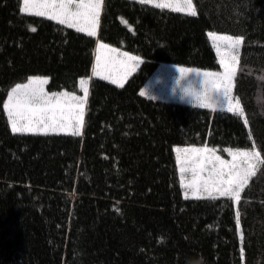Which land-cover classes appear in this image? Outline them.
Segmentation results:
<instances>
[{"label":"trees","instance_id":"trees-1","mask_svg":"<svg viewBox=\"0 0 264 264\" xmlns=\"http://www.w3.org/2000/svg\"><path fill=\"white\" fill-rule=\"evenodd\" d=\"M193 1L195 17L103 0L89 37L0 0V264H264V165L239 203L185 199L175 153L255 147L264 159V0ZM209 31L243 37L234 90L246 119L140 96L163 62L220 68ZM98 40L142 62L124 88L91 78L83 134H13L8 91L46 75L49 90L79 93Z\"/></svg>","mask_w":264,"mask_h":264},{"label":"snow or ice","instance_id":"snow-or-ice-1","mask_svg":"<svg viewBox=\"0 0 264 264\" xmlns=\"http://www.w3.org/2000/svg\"><path fill=\"white\" fill-rule=\"evenodd\" d=\"M138 2L152 3L155 8H170L173 12L197 16L193 0H159V2L138 0ZM102 6L103 0H22L19 11L31 16L45 17L93 37L97 34ZM31 31L35 32L36 28H31ZM207 37L216 50L223 72L197 71L203 76L204 84L210 86V90L193 93L195 104L215 111L217 105L211 100L210 93L213 90H222L227 100L226 110L232 112L234 109H239V101L233 103L232 93L243 37L218 34L215 31H209ZM140 62V57L120 52L107 44L98 43L96 62L92 72L94 76L124 88V82L136 71ZM178 71L181 76L192 72L187 68H179ZM48 84V76L31 75L27 77L26 82L16 83L8 91L7 99L3 101V112L7 115L13 134L48 135L70 130L74 136L81 135L89 96V89L86 86L88 80L79 81L83 96L68 91H46L45 86ZM144 95L145 92L141 91L140 96ZM239 115H243V110H239ZM244 123L247 125L248 121L245 120ZM225 151L231 157L230 160L222 158L215 149L207 146L175 148L176 163L185 199H188L191 194L197 199L228 197L239 203L241 193L249 184L250 178L256 176L257 166L264 165V159L261 158V153L255 150L229 148ZM236 223L239 227V213H237Z\"/></svg>","mask_w":264,"mask_h":264},{"label":"rangeland","instance_id":"rangeland-1","mask_svg":"<svg viewBox=\"0 0 264 264\" xmlns=\"http://www.w3.org/2000/svg\"><path fill=\"white\" fill-rule=\"evenodd\" d=\"M157 2H159V0H157ZM193 4H194V1H193ZM194 6H195V4H194ZM196 11H197V8H196ZM101 12H102V8H101ZM100 21H101V13H100L99 26L97 28V32H99ZM218 34H223V33H218ZM227 35H230V34H227ZM95 36H97V34ZM233 37H236V36H233ZM239 37H241V36H239ZM98 43L107 44V43L102 42L100 40H98ZM107 45L109 47L117 48V47L112 46L110 44H107ZM117 49L120 52H127V51L121 50L119 48H117ZM127 53H129V55H132V56L140 57L139 55L134 54V53H130V52H127ZM96 55H97V46H96V51H95V62H96ZM140 59H141V62H142V57H140ZM95 62H94V65H95ZM141 62L137 65L136 70L139 67V65L141 64ZM237 67H238V64H237ZM179 68L191 69L192 72H189L188 74H186L184 76H181L180 72L178 71ZM197 71H199V72L209 71V72L222 73L223 72V68L220 66V68H217V70H214V69H206V70H204V69H200V68H197V67H195V68L194 67H190V66H187V65H181V64H176V63L172 64V63H168V62H163V63H161L158 66L156 71L148 79V81L146 82V84L142 88V91L145 92V96H147V97H151V98H155V99H162V100H166V101H173V102L178 101V102H182V103H191V104L197 106V104H195V97H194L193 93L198 94V93H203L205 91H209L210 90V86L204 84L203 76L198 74ZM237 71H238V69H237ZM237 71H236V73H237ZM92 77H94L93 72H92L91 75L81 78V79L88 80V84L86 86L89 89V93H90V80H91ZM26 80L25 81H21L19 83H24V82H26ZM234 85H235V77L233 79V93H232L233 94V98H234L233 99V103L235 104L236 101H239V109H234L233 112L239 114V110H243V107H242L241 101L238 100L236 95H235ZM45 87H46V91H49V92L68 91V92L74 93V94H76L78 96H83V91L82 90L79 93L78 92L69 91V90L51 91V90H49L48 85H46ZM210 96H211V100L217 105L216 109L219 108V109L226 110L227 100L224 97L222 90H213L210 93ZM87 103H88V100H87ZM86 109H87V104H86V107H85L84 124H85ZM243 117L246 119L245 111H243ZM83 131H84V126H83V129L81 130V134H83ZM59 133H71V132L69 130L68 132H59ZM193 146L194 147H205V146H207L208 148L215 149L216 153L218 155H221L222 158L228 159V160L231 159V157L229 156L228 152L225 151V149H229V147L225 148L224 150H221L218 147L211 146V145L208 146V145H190V144H188V145H177V146H175V148H177V147L184 148V147H193ZM231 149H233V150L240 149V150H248V151H252V150L258 151V149L255 148V147H252V148H243V147L234 148V147H231ZM258 166H257V168H258ZM190 197H193V196L191 194H189V198Z\"/></svg>","mask_w":264,"mask_h":264}]
</instances>
